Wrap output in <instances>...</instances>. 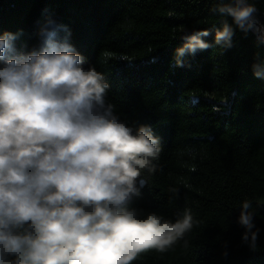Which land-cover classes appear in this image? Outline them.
<instances>
[{
    "label": "trees",
    "instance_id": "trees-1",
    "mask_svg": "<svg viewBox=\"0 0 264 264\" xmlns=\"http://www.w3.org/2000/svg\"><path fill=\"white\" fill-rule=\"evenodd\" d=\"M249 2L264 22V0ZM218 3L0 0V33H21L19 51L35 45L39 27L55 18L70 30L69 42L85 67L104 74L106 101L120 119L133 128L148 125L160 138L158 171L127 207L173 221L187 208L194 223L165 252L149 249L132 264H264V80L251 71L264 46H256L251 32L245 37L237 30L232 49L213 44L185 57L188 66L173 67L183 30L220 26L223 17L209 11ZM245 199L260 229L255 251L241 242L239 205Z\"/></svg>",
    "mask_w": 264,
    "mask_h": 264
},
{
    "label": "clouds",
    "instance_id": "clouds-1",
    "mask_svg": "<svg viewBox=\"0 0 264 264\" xmlns=\"http://www.w3.org/2000/svg\"><path fill=\"white\" fill-rule=\"evenodd\" d=\"M209 11L223 17L220 26L183 30L173 67L213 44L232 49L237 30L264 46L254 3L219 0ZM20 34L0 33V264H132L149 249L165 252L193 227L191 210L173 221L127 207L158 171L160 138L120 119L106 101L104 74L85 67L66 25L47 17L26 51L15 46ZM251 71L264 80L259 53ZM251 209L240 203L238 224L241 242L255 251L260 229Z\"/></svg>",
    "mask_w": 264,
    "mask_h": 264
}]
</instances>
